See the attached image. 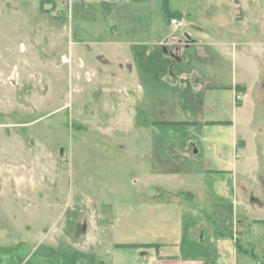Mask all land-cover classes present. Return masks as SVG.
<instances>
[{"label":"rangeland","instance_id":"374dc122","mask_svg":"<svg viewBox=\"0 0 264 264\" xmlns=\"http://www.w3.org/2000/svg\"><path fill=\"white\" fill-rule=\"evenodd\" d=\"M0 264H264V0H0Z\"/></svg>","mask_w":264,"mask_h":264},{"label":"trees","instance_id":"16d2710c","mask_svg":"<svg viewBox=\"0 0 264 264\" xmlns=\"http://www.w3.org/2000/svg\"><path fill=\"white\" fill-rule=\"evenodd\" d=\"M167 1L165 2V3H163V7L164 6H166V8L164 9V11H165V15L168 17V20L170 21V19L172 18V17H178V16H182L180 13H178V12H173V11H171V10H169V8L167 7Z\"/></svg>","mask_w":264,"mask_h":264},{"label":"built area","instance_id":"2783aa9c","mask_svg":"<svg viewBox=\"0 0 264 264\" xmlns=\"http://www.w3.org/2000/svg\"><path fill=\"white\" fill-rule=\"evenodd\" d=\"M169 23H170V26L171 27H177V26L181 25L180 21H178L175 18L174 19H171Z\"/></svg>","mask_w":264,"mask_h":264}]
</instances>
